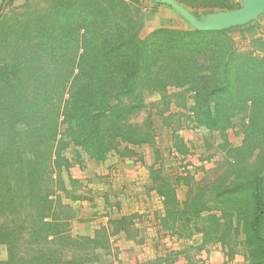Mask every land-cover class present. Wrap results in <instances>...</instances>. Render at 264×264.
I'll use <instances>...</instances> for the list:
<instances>
[{
	"label": "trees",
	"instance_id": "1",
	"mask_svg": "<svg viewBox=\"0 0 264 264\" xmlns=\"http://www.w3.org/2000/svg\"><path fill=\"white\" fill-rule=\"evenodd\" d=\"M14 1L3 0L1 17ZM176 1L197 8L198 0ZM60 2L46 15V28L33 26L29 40L0 41V242L9 247L0 264L95 260L89 249L98 239L65 233L44 185L68 163L65 139L97 160L123 144L129 152L153 143L149 115L135 120L147 113L149 96L168 88H189L194 113L210 130L241 121L244 141L232 150L222 182L190 192L183 202L173 190L162 193L165 223L189 238L202 235L204 245L229 247L243 234L253 264H264V58L238 52L228 30H158L141 41L132 36L122 1ZM210 195L217 198L212 207ZM6 218L14 223H2Z\"/></svg>",
	"mask_w": 264,
	"mask_h": 264
},
{
	"label": "rangeland",
	"instance_id": "2",
	"mask_svg": "<svg viewBox=\"0 0 264 264\" xmlns=\"http://www.w3.org/2000/svg\"><path fill=\"white\" fill-rule=\"evenodd\" d=\"M115 1L124 3L120 6L129 11L132 36L138 34L141 41L158 30L192 29L174 9L156 0ZM59 2L15 0L6 5L5 15L0 16V41L29 40L33 26L46 28L49 23L46 15ZM244 2L198 0L195 9L178 3L203 20L212 13L240 9ZM2 3L0 0V9ZM214 3L225 7L213 8ZM263 36L264 15L251 24L228 30L238 52L261 58H264ZM147 104V113L135 122L141 123L149 115L155 134L153 143L128 147L129 152L124 151L123 144L117 152L97 160L65 139L70 144L62 157L68 163L61 162L60 168L53 171L52 181L44 185L43 191L50 193L55 202L54 217L66 224L65 233L75 240L98 239L95 250L89 249L95 260H79L87 264H253L243 234L232 238L229 247H222L204 245L202 235L189 238L181 227L169 229L162 194L173 190L175 198L183 202L190 192L197 194L205 185L222 182L233 162L232 150L241 147L244 141L241 121L235 120L226 131L208 129L194 113L189 88H168L149 96ZM213 199L217 200L215 195L206 198L210 200L209 207L213 206ZM205 216L206 213L201 215ZM2 223L11 226L14 222L6 218ZM28 223L26 234L31 233L32 224ZM64 253L65 259L70 260L72 252ZM8 259L9 247L0 242V262Z\"/></svg>",
	"mask_w": 264,
	"mask_h": 264
},
{
	"label": "water",
	"instance_id": "3",
	"mask_svg": "<svg viewBox=\"0 0 264 264\" xmlns=\"http://www.w3.org/2000/svg\"><path fill=\"white\" fill-rule=\"evenodd\" d=\"M174 9L192 29L210 32L225 31L258 21L264 15V0H245L242 8L222 13H212L203 20L197 19L176 0H156Z\"/></svg>",
	"mask_w": 264,
	"mask_h": 264
},
{
	"label": "crops",
	"instance_id": "4",
	"mask_svg": "<svg viewBox=\"0 0 264 264\" xmlns=\"http://www.w3.org/2000/svg\"><path fill=\"white\" fill-rule=\"evenodd\" d=\"M262 16H263V15H262ZM262 16H260V18H261ZM251 23H252V22H251ZM251 23H249V24H251ZM245 26H246V25H245ZM263 37H264V36H263ZM263 37H262V38H263Z\"/></svg>",
	"mask_w": 264,
	"mask_h": 264
}]
</instances>
